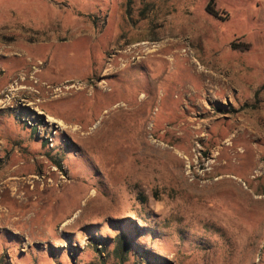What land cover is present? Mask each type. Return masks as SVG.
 Masks as SVG:
<instances>
[{
  "label": "rangeland",
  "instance_id": "374dc122",
  "mask_svg": "<svg viewBox=\"0 0 264 264\" xmlns=\"http://www.w3.org/2000/svg\"><path fill=\"white\" fill-rule=\"evenodd\" d=\"M210 1L0 0V264H264V0Z\"/></svg>",
  "mask_w": 264,
  "mask_h": 264
},
{
  "label": "bare ground",
  "instance_id": "6f19581e",
  "mask_svg": "<svg viewBox=\"0 0 264 264\" xmlns=\"http://www.w3.org/2000/svg\"><path fill=\"white\" fill-rule=\"evenodd\" d=\"M172 40V39H171ZM175 40V39H174ZM180 40V39H179ZM176 41V40H175ZM184 41V40H183ZM167 42H168V40H167ZM170 43H173V41H169ZM179 42V41H178ZM178 42H176V43H178ZM169 43V44H170ZM175 43V44H176ZM163 44V43H162ZM168 44V43H167ZM164 45V44H163ZM173 45V44H172ZM181 45V44H180ZM179 45V46H180ZM136 46H138L137 44H136ZM136 46H135V48H136ZM169 46H171V45H169ZM170 48H172V47H170ZM158 49V48H157ZM160 49V48H159ZM165 49V48H164ZM163 48L162 49H160V52H164V51H162V50H164ZM166 50V49H165ZM159 51V50H158ZM169 51V50H168ZM150 52H152V51H150ZM150 52H149V54H150ZM166 52H167V50H166ZM155 53V52H154ZM156 54V53H155ZM186 55V54H185ZM147 56H148V54H147ZM150 56V55H149ZM152 56V55H151ZM28 57V54L26 53V52H23L22 54H21V56H19V62H18V64H17V66H20L19 67V70H17V72H20V75L15 71L14 73L13 72H7V73H5L4 74V78L6 79V81H5V83L3 84V87L5 86V85H8V84H12V86H9V90L10 91H8L9 92V96H10V99H9V97H8V100L11 102V101H13L14 99H17L19 96H21V94H24L25 92H24V90L26 89V88H20V89H16V87L18 86V84L20 83V82H22L23 81V83L25 84H30L32 81H36L35 83L37 84V85H41V83H42V81H44V82H48L47 84H51L53 81L51 80V81H46V80H44L43 79V77L42 76H40L39 75V71L38 72H36V73H34V74H32L30 77L29 76H27L28 75V73H29V71L30 70H32L31 68V66L33 65V61L31 60V58H29L30 60H28V59H25V58H27ZM186 57V56H185ZM192 57V56H191ZM148 58V57H147ZM152 58V57H151ZM158 58H160V57H158ZM189 58V57H188ZM146 59V58H145ZM178 59V58H177ZM183 59V58H182ZM192 60V59H191ZM146 61H147V59H146ZM195 63H196V61H194V60H192V62H190L189 64H190V66H194L195 65ZM199 66V65H198ZM200 67V66H199ZM198 67V68H199ZM21 72H23L22 74H21ZM195 72L198 74V75H201V77H202V79H203V83L205 82V86L207 87V88H213V86H215V85H217V82H218V80L220 81V78L219 77H216V76H214V75H212L210 72H208L207 70H206V68H203V67H201V68H199V69H196L195 70ZM30 74V73H29ZM3 77V76H2ZM21 77L23 78V79H21ZM3 78V79H4ZM223 80V79H222ZM2 81V80H1ZM14 81H16V83L14 82ZM3 82V81H2ZM34 82H33V84H34ZM224 82V81H223ZM1 83V82H0ZM46 84V85H47ZM42 87H44L45 85H41ZM190 88V87H189ZM188 88V89H189ZM2 88H0V90H1ZM65 90H67V91H75L76 90V94L77 93H79V92H82L81 90H83L82 88H79V89H76V85H71V86H68L67 88H65ZM189 90H191V91H194V88H190ZM58 91H60V90H58ZM11 92H12V94H11ZM60 93V92H59ZM61 95V94H60ZM63 96V95H62ZM197 96V94L196 93H192L191 94V97H196ZM146 98V97H145ZM9 102V103H10ZM32 105V104H31ZM238 137V132L236 133V136H235V139ZM234 140V139H233ZM241 156H246L247 157V161H248V164L249 165H251V167H255L256 169H257V172H258V174L259 175H262L261 174V172L263 171V166H260V167H258V164L257 163H255V162H258V160H255V161H251L250 160V157H249V152H247V151H243L242 152V155ZM242 159V158H241ZM257 176V175H256ZM246 177V176H245ZM258 178V177H257ZM219 179V178H218ZM217 179V180H218ZM222 179V178H221ZM256 179V178H255ZM216 180V181H217ZM253 180V179H252ZM223 181H225V182H228L229 184H230V186L232 187V188H234V189H236V190H239L240 191V184H239V180L238 179H236V178H224L223 179ZM249 189L248 188H245V190H244V194L245 195H248V196H251V195H253L252 193H250L249 191H248ZM242 192V191H241ZM263 197V196H262Z\"/></svg>",
  "mask_w": 264,
  "mask_h": 264
},
{
  "label": "trees",
  "instance_id": "16d2710c",
  "mask_svg": "<svg viewBox=\"0 0 264 264\" xmlns=\"http://www.w3.org/2000/svg\"><path fill=\"white\" fill-rule=\"evenodd\" d=\"M213 5H214V0H211V1L209 2L208 6H207V9H206L207 12H208L210 15L216 17V18H221V17H220V14H219L217 11H215V10L213 9Z\"/></svg>",
  "mask_w": 264,
  "mask_h": 264
}]
</instances>
